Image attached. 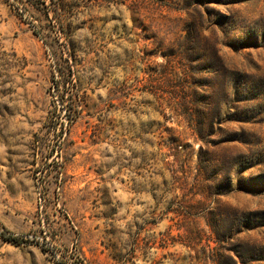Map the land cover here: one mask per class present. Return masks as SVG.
I'll use <instances>...</instances> for the list:
<instances>
[{
  "label": "rangeland",
  "instance_id": "1",
  "mask_svg": "<svg viewBox=\"0 0 264 264\" xmlns=\"http://www.w3.org/2000/svg\"><path fill=\"white\" fill-rule=\"evenodd\" d=\"M0 264H264V0H0Z\"/></svg>",
  "mask_w": 264,
  "mask_h": 264
},
{
  "label": "trees",
  "instance_id": "2",
  "mask_svg": "<svg viewBox=\"0 0 264 264\" xmlns=\"http://www.w3.org/2000/svg\"><path fill=\"white\" fill-rule=\"evenodd\" d=\"M199 126L200 123H199ZM195 132H197V134H201L202 133V128L201 127H197V129L195 130ZM7 241H11V242H14V243H19V239L17 238H14V237H5L4 235H2Z\"/></svg>",
  "mask_w": 264,
  "mask_h": 264
}]
</instances>
